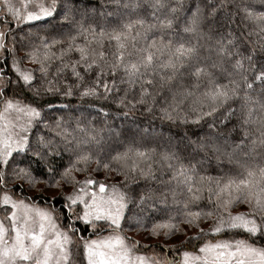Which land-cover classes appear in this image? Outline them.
I'll use <instances>...</instances> for the list:
<instances>
[{"label":"snow or ice","instance_id":"1","mask_svg":"<svg viewBox=\"0 0 264 264\" xmlns=\"http://www.w3.org/2000/svg\"><path fill=\"white\" fill-rule=\"evenodd\" d=\"M0 264H264V0H0Z\"/></svg>","mask_w":264,"mask_h":264},{"label":"trees","instance_id":"2","mask_svg":"<svg viewBox=\"0 0 264 264\" xmlns=\"http://www.w3.org/2000/svg\"><path fill=\"white\" fill-rule=\"evenodd\" d=\"M72 106L73 107L78 106V103H77L75 98H72ZM84 107L87 108V105H85ZM88 111L93 112V114L95 112L94 109H90V108L88 109ZM77 115H80V113L78 112ZM85 115H87V113H85ZM117 124H119V120H117ZM103 176H104V173L101 172V173L97 174V179H101V178H103ZM77 178L83 179V174H78ZM116 179H119V177H116ZM66 190H68V188H66ZM207 226H208V222H202L201 223V227L207 228ZM180 227L185 229V233L187 236H191L197 231V229H195V228L188 229L185 225H181ZM129 235L133 236L134 239H136V240H139L137 238V236H140L141 239L139 241L141 244H146V243H144L145 239H151L152 242H150L149 244H167L170 246L173 244H179L180 241L185 239V234H177L175 236L168 238L167 240H164L162 238L152 237V236L148 235L147 232H143V231H141V232H130ZM149 251H151V250H149Z\"/></svg>","mask_w":264,"mask_h":264},{"label":"rangeland","instance_id":"3","mask_svg":"<svg viewBox=\"0 0 264 264\" xmlns=\"http://www.w3.org/2000/svg\"><path fill=\"white\" fill-rule=\"evenodd\" d=\"M46 195H48V196L55 195V190H50L49 192L46 193ZM137 238H138L139 240L141 239L140 236H137ZM150 242H152L151 239H145V240H144V243H146V244H149Z\"/></svg>","mask_w":264,"mask_h":264}]
</instances>
